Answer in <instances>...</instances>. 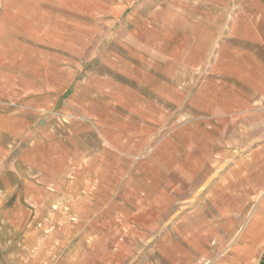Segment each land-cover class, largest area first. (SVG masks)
I'll use <instances>...</instances> for the list:
<instances>
[{
    "label": "crops",
    "instance_id": "crops-1",
    "mask_svg": "<svg viewBox=\"0 0 264 264\" xmlns=\"http://www.w3.org/2000/svg\"><path fill=\"white\" fill-rule=\"evenodd\" d=\"M0 264H264V0H0Z\"/></svg>",
    "mask_w": 264,
    "mask_h": 264
}]
</instances>
